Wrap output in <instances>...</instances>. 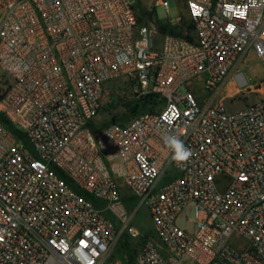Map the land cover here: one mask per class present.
Returning <instances> with one entry per match:
<instances>
[{"label":"built area","instance_id":"obj_1","mask_svg":"<svg viewBox=\"0 0 264 264\" xmlns=\"http://www.w3.org/2000/svg\"><path fill=\"white\" fill-rule=\"evenodd\" d=\"M185 1L192 41L139 23L135 0H0V264H107L127 233L135 264H264V84L240 111L216 102L257 91L238 67L253 50L264 68V0ZM121 77L151 102L97 131Z\"/></svg>","mask_w":264,"mask_h":264},{"label":"rangeland","instance_id":"obj_2","mask_svg":"<svg viewBox=\"0 0 264 264\" xmlns=\"http://www.w3.org/2000/svg\"><path fill=\"white\" fill-rule=\"evenodd\" d=\"M157 1L158 0H135L137 13L142 17V24L153 26L157 21H168L177 22V24L184 23L186 26L187 23H189L190 13L185 0H168L170 2L169 10L163 6L157 5ZM179 18H181L180 22H178ZM238 71L243 72L247 79H251L250 84L257 91H249L245 93L244 97H237L235 93L229 89L231 86V83H229L216 99V102L220 99H224V104L231 113L240 111L248 104L256 103L262 98L258 90L264 84V68L253 50H251L248 56L240 63ZM203 80L204 76L193 81L191 86L196 89L201 100L208 101L212 97V94L204 90ZM182 90L186 92L185 87H183ZM137 100L134 85H132L126 77L110 81L106 86L104 107L94 120L96 130H103L112 123L113 119H116L117 122L120 123H127L133 119L136 114L131 112L128 105L134 104ZM122 194L128 204L135 203L136 198L127 188H123ZM182 214L185 217L178 218L177 224L187 232L194 233L197 223L196 205L194 203L190 204L184 209ZM133 225L139 228L144 236L153 234L152 221L148 214V210L144 207L140 209L134 218ZM143 241V238L135 240L127 233L114 246L108 257L107 264H129V261L137 258L140 243Z\"/></svg>","mask_w":264,"mask_h":264},{"label":"trees","instance_id":"obj_3","mask_svg":"<svg viewBox=\"0 0 264 264\" xmlns=\"http://www.w3.org/2000/svg\"><path fill=\"white\" fill-rule=\"evenodd\" d=\"M138 19H139V23H141L142 17L139 14H138ZM157 23L159 25V31L162 34H171L174 36H184L191 41L194 40L191 35L194 29V26L191 21H189V23H187L186 26L184 25V23L173 24L172 22H168V21H165V22L157 21ZM150 102H151L150 97H145L142 99H138L134 104H129L128 108L131 110L133 114H137L142 108H146ZM112 123H117V120L113 119ZM91 127L96 129L94 124H91ZM129 262H130L129 264H135L136 259H132Z\"/></svg>","mask_w":264,"mask_h":264},{"label":"clouds","instance_id":"obj_4","mask_svg":"<svg viewBox=\"0 0 264 264\" xmlns=\"http://www.w3.org/2000/svg\"><path fill=\"white\" fill-rule=\"evenodd\" d=\"M164 143L172 150V158L177 163L187 161L192 155L191 151L185 147L183 141L176 136H165Z\"/></svg>","mask_w":264,"mask_h":264},{"label":"water","instance_id":"obj_5","mask_svg":"<svg viewBox=\"0 0 264 264\" xmlns=\"http://www.w3.org/2000/svg\"><path fill=\"white\" fill-rule=\"evenodd\" d=\"M157 27H159V25L157 24Z\"/></svg>","mask_w":264,"mask_h":264},{"label":"crops","instance_id":"obj_6","mask_svg":"<svg viewBox=\"0 0 264 264\" xmlns=\"http://www.w3.org/2000/svg\"><path fill=\"white\" fill-rule=\"evenodd\" d=\"M172 23H175V22H172ZM177 23V22H176Z\"/></svg>","mask_w":264,"mask_h":264},{"label":"bare ground","instance_id":"obj_7","mask_svg":"<svg viewBox=\"0 0 264 264\" xmlns=\"http://www.w3.org/2000/svg\"><path fill=\"white\" fill-rule=\"evenodd\" d=\"M231 97V96H230Z\"/></svg>","mask_w":264,"mask_h":264}]
</instances>
